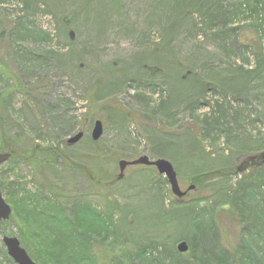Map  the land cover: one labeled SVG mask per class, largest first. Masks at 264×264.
<instances>
[{"label":"rangeland","instance_id":"obj_1","mask_svg":"<svg viewBox=\"0 0 264 264\" xmlns=\"http://www.w3.org/2000/svg\"><path fill=\"white\" fill-rule=\"evenodd\" d=\"M201 1L205 10L212 0ZM160 2L0 0V94L9 96L1 111L9 137L20 147L10 151L16 162L0 165V183H8L13 196L43 193L50 198L48 183L69 207L88 203L104 213L114 210V217L125 222L132 214L133 235L140 244L153 243L167 252L175 250L181 239L191 246L187 237L204 230L206 242L194 244L197 259L185 264H219L220 259L250 264L251 251L264 259L261 197L252 201L251 210L245 206L244 223L233 221L223 210L225 204L214 197L195 212L204 226L193 221L196 214L187 224L185 216L181 220L170 215L159 225L157 205L171 211L176 198L154 168H129L121 182L96 188L94 173L87 178L61 164L53 169L39 166L32 155L30 164L25 161L26 150L42 153L49 147H67L76 161L117 177L121 160L166 158L183 191L195 186L187 180L196 172L223 166L239 170V177L233 176L229 184L219 180L207 184L206 196L234 186L251 166H257L250 172L256 173L264 194V73L258 77L250 73L258 58L264 59V13L257 18L246 10L225 23L239 4L246 9V0H216L212 24L187 13L190 18L172 25L176 11L184 12L192 2L165 0L166 7ZM153 58L161 59L163 66L155 65ZM148 67H159L162 76ZM188 68L197 78L181 80ZM238 70L249 76H232ZM207 83L217 88L208 89ZM24 87L36 89L35 105L18 92ZM95 94L103 98L96 101ZM97 120L104 133L95 144L91 134ZM80 132L83 140L68 145ZM197 137L202 151L193 148ZM195 197L196 191H191L185 200ZM3 237H16L36 264H65L55 258L47 235L14 211L12 221L0 231V261L15 264ZM241 256L249 261L241 263Z\"/></svg>","mask_w":264,"mask_h":264},{"label":"trees","instance_id":"obj_2","mask_svg":"<svg viewBox=\"0 0 264 264\" xmlns=\"http://www.w3.org/2000/svg\"><path fill=\"white\" fill-rule=\"evenodd\" d=\"M164 1L165 0H162V2H160V5L166 7L168 2ZM175 1L187 4H190V2H192V4H190V7L188 9L183 10L184 12L176 11L175 17H173L174 23L172 25L175 24V21L179 22V20H181V22H183L187 18H190L191 15L195 14L199 16V18L202 20L207 19V24H212L211 21L215 19V16L212 14L214 10H211V7L212 4L216 2V0H212L207 5L205 10H203L202 8L201 0ZM245 3L246 9L243 10V5L239 4L238 10L231 14L229 18L225 19V23L231 21L232 19L240 15L243 16L246 10L249 11L251 14L258 16L257 18H259V14L264 13V3H262L260 0H246ZM259 5H263V7H259ZM187 13H190L191 15ZM65 19L68 18L65 17L63 19L64 23L66 24ZM68 21L70 22L69 19ZM202 24V21L198 22L197 26H201ZM226 30L227 29H225V31ZM32 31H34V29L31 30V32ZM198 31L200 32L202 31V29L199 28ZM32 34L33 33H29L32 38H35ZM35 34L37 35V33ZM153 60L155 65L163 66L162 64L164 62L161 59L153 58ZM149 68H155L157 70L155 74L162 76V71L159 67H148V69ZM190 69L188 68L185 71V74L182 76L181 80H185L187 77L188 80L197 78L195 76V73ZM250 73H253L255 77H258L263 74L264 59L258 58L256 70ZM246 74H243L241 71L238 70L235 71L232 76L247 78L249 76V73ZM184 76L185 78H183ZM261 79H264V76H262ZM209 84L212 83L206 84L208 89H210V87L208 86ZM214 87L217 88V86L215 85ZM18 92L23 95L25 101L30 106H32V104H36V99L38 97L37 94H35V88L32 89L31 87H24V89H19ZM6 95V93L0 94V104H2L0 107V111L2 108H4L5 104L9 99V96L6 98ZM94 96L97 97L95 99L96 101L101 100L103 98L101 96H96V94ZM94 96L93 99L95 98ZM163 105L159 108V110L163 109ZM196 139L198 143H196L193 148L197 147L198 149H201V144L199 143L198 137ZM10 140L12 139L9 137L5 128L3 114L1 111L0 152L12 151L14 150V148H17L15 146L17 145V143L13 140L12 142L14 143H12ZM17 146L19 147V145ZM35 150L36 149L34 148L31 149V151H25L26 156H24V158L25 161H28L29 164V158L32 155V158H34L36 162L39 161L37 162L38 164H40L39 166L45 165L46 167L53 169L57 168L58 166H60L59 164H61V166L66 170L76 171L81 175L86 176L87 178L93 177L91 173H94V175L96 174V176L94 177L95 180H92V182L94 187L96 188L111 187L125 179L124 178L118 181L115 175L107 176L101 174L95 168H90L84 164H81L73 158V155L69 153L67 147L64 149H59L58 147H49L43 150L44 152L42 153H37V151ZM211 156H213V154L207 155L206 160L209 161V158ZM10 161L16 162L17 160L16 158H11ZM251 167L252 168L248 169L245 175L240 177L239 181L234 186L229 185L225 188H222L218 192L212 193V196H206L205 194H203V190L205 189V186L207 184L215 180H219L226 184H229V181L233 176L239 177V170L232 167L227 169L226 166H223L220 169L216 170H207L203 172L194 173L188 178L187 181L194 182L196 186L197 197H195L193 200H188L184 203H179L177 201L172 202L173 208L171 211L167 209L164 204H158L156 207L155 214L160 219L159 225H161L163 221L168 220V216L170 215L179 219L182 218L181 216H185L187 224L189 218L193 219V214H196L193 221H201L203 225L204 221L199 219L200 217L198 213L195 212H198L199 206L202 202H207L208 200L213 199L214 197L220 200L219 203L225 204L223 206V210L227 212V214L233 221H239L244 223V216L246 214L244 210L245 206H247L248 209L250 207L251 210V203L252 201L255 202L257 200V197H261L262 201H264V194L263 191L260 189L263 184L259 181V178L255 176L256 173L250 172V170H254L257 166ZM47 189L50 190V193L52 195L50 198L46 197L43 193H37L36 195H31L30 193H28L27 195L24 194L23 196H13L9 192V184L7 183L2 185V191L3 193L5 192L8 195V199L6 200L12 206V211H14V213L16 214L18 213L21 218H24L26 220V222H28L32 226H35L36 228L41 230L45 235H47L50 240L51 246L53 247V251L55 252L54 256L59 262L65 264H185L186 260L192 258L197 259L196 255L194 254L196 247L194 245L195 240H197L198 242L200 241V245L206 242V233L202 229L196 235L187 237L191 242V246H195L193 250L189 245V257H183L181 254H179L176 250V245L175 250L172 249L169 252H167L166 248H159L153 243L141 245L139 237L133 235V230L136 229H133L135 221L134 224H131L129 222V218L131 216L134 217V215L130 214L127 217V222H125L124 219L118 217V215L114 217V210H112V212L108 211V213H104L102 211H98L96 208H94L88 203H76L72 207H69L64 202V198L61 197V194L57 190H53L54 188L50 187L48 183ZM203 208L205 207H202V210H200V212L203 211ZM12 219L13 213L10 220L6 223H3L2 226H5V224L11 222ZM222 230L224 232V229ZM180 241H184V239H181L178 242ZM206 249L207 248H205V250ZM233 251L235 252V250ZM249 254L252 260L250 264H263V258H260L259 260L253 253V251L249 252ZM236 256L238 255L234 254V259H236ZM6 259L10 260L8 257ZM206 259L207 257L205 256V260ZM218 261L219 264H228V261H226L225 259H220ZM239 261L242 263V261L249 260L246 256H241L239 257ZM0 264H3L2 261H0Z\"/></svg>","mask_w":264,"mask_h":264},{"label":"water","instance_id":"obj_3","mask_svg":"<svg viewBox=\"0 0 264 264\" xmlns=\"http://www.w3.org/2000/svg\"><path fill=\"white\" fill-rule=\"evenodd\" d=\"M66 24H69L68 19H65ZM71 40L74 39V32H69ZM152 73L157 72L155 68H150ZM185 78V76L183 77ZM210 88H215L214 85L209 84ZM104 133L103 123L97 120L94 123L91 138L97 143L102 138ZM84 138V133L80 132L67 141V144L72 146L78 144ZM12 158L10 151L0 152V165L8 162ZM255 162V161H254ZM256 163V162H255ZM264 163V160L261 161ZM133 167H148L154 168L157 173L168 181L171 189V194L176 198L177 202L183 203L184 198L191 191H195L196 187L191 186L186 191H183L179 184L177 172L173 164L168 159H150L148 156H141L133 161L121 160L119 162L120 173L117 176V180H122L125 177V173L129 168ZM12 207L6 202L2 194V184L0 183V230L3 223L8 222L12 216ZM134 217L129 218V222L132 224ZM3 244L7 250L8 256L13 260L15 264H36L29 256L27 251L22 247L20 241L16 237H3ZM176 250L183 257L190 256V246L186 241H180L176 244Z\"/></svg>","mask_w":264,"mask_h":264}]
</instances>
